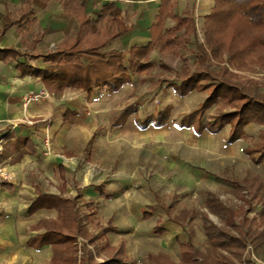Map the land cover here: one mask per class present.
<instances>
[{"label":"crops","instance_id":"obj_1","mask_svg":"<svg viewBox=\"0 0 264 264\" xmlns=\"http://www.w3.org/2000/svg\"><path fill=\"white\" fill-rule=\"evenodd\" d=\"M183 4L185 0H177L175 12L193 19L195 41L174 57L187 67L181 52L188 50L194 56L195 70L198 16L204 36L203 17L211 12L214 0H199L191 11H183ZM159 5L160 0H0V161L11 174V181L0 186V264H68L60 247L63 242L55 235L64 232L75 236L77 264L83 247L91 250L98 264H107V255L118 251L126 264L131 262L126 241L111 242V234L117 233L113 213L129 200L138 181L133 151L145 146L150 130L160 132L168 122L157 118L164 113L158 106L145 115L146 109L134 107L129 99L121 103L122 108L115 101L147 78L134 77L116 93L95 90L88 95L82 89L49 87L22 64L28 61L34 68H44L49 63L42 57L69 51L80 53V60L87 63L95 58L84 52L94 43H105L102 51L109 53L146 46ZM86 18L88 25H81ZM173 23L168 19L165 27ZM122 24L125 32L112 39ZM159 54L151 51L153 66H162ZM222 58V65L230 71L241 69L230 65L225 55ZM170 82L163 80L166 87ZM167 88L177 97L188 96ZM40 92L47 96L23 106L25 95ZM179 124L182 127L181 120ZM149 207L155 208L138 209L143 222L154 214L144 217ZM101 211L111 215L93 232L89 228L93 220L87 213ZM167 223L173 224L166 221L157 226L164 225L167 232ZM157 226L152 228L154 236ZM152 257L163 259L152 261ZM145 258L146 264H176L164 253L147 252Z\"/></svg>","mask_w":264,"mask_h":264},{"label":"rangeland","instance_id":"obj_2","mask_svg":"<svg viewBox=\"0 0 264 264\" xmlns=\"http://www.w3.org/2000/svg\"><path fill=\"white\" fill-rule=\"evenodd\" d=\"M198 3L199 0H185L182 9L191 11ZM198 17L197 43L205 45L202 20ZM192 47L188 46L193 50ZM188 52H181L187 67L174 55L159 54L162 66L157 63L143 76L141 74L139 77L145 76L147 82L140 79L141 84L131 89V93L127 91L115 101L122 108L121 103L129 99L134 107L145 108V115L151 114L152 108L158 106L164 113H158L157 118L166 119L168 123L160 132L150 130L145 146L138 149L139 152L136 148L133 151L138 181L127 197L129 200L121 202L123 206H118L117 212L113 213L112 226H117V233L111 234V242L126 241L127 255L131 258L129 264H146L147 252L164 253L174 263L179 264L181 260L182 264L179 242L194 245L200 264H264V176L262 168L244 152L251 143L250 139L258 140L264 134V126H248L245 133L251 138L233 145L226 143L228 127L219 133L205 132L199 136H194L199 133L196 125L184 131L187 126L183 123L180 129V120L190 115L206 98V93L200 92L177 97L163 84V80H174L176 73L194 69V56ZM211 58L208 65L212 72L220 73L225 69L234 75L232 79L242 88L264 94V66L244 67L234 73L222 65V61ZM218 107L219 104L209 109L200 122L203 124L217 113ZM145 115L141 114V118ZM155 133H158L157 138ZM211 202L230 210L231 222L227 220V212L219 214L213 206L212 210L209 209L207 206ZM146 205L155 206L156 210L143 222L138 209ZM88 214L93 220L89 225L93 232L98 231L101 224H106L111 215L103 211ZM171 219L180 220L181 225L167 223L165 234H152L155 225ZM210 227L216 228L214 233ZM217 231L238 238L244 246L213 249L209 238L211 235L216 240Z\"/></svg>","mask_w":264,"mask_h":264},{"label":"trees","instance_id":"obj_3","mask_svg":"<svg viewBox=\"0 0 264 264\" xmlns=\"http://www.w3.org/2000/svg\"><path fill=\"white\" fill-rule=\"evenodd\" d=\"M177 0H160L158 12L155 16V25L151 27L150 42L143 47H133L126 53L103 52L105 43H94V47L84 52L85 55L94 57L93 61L83 63L78 52H56L42 57L44 68H34L28 61L22 66L35 75L47 86L59 89H82L88 95L95 90L116 93L122 87L129 84L132 78L137 77L153 68L149 62L151 51L176 55L179 49H184L194 39L195 25L189 16L179 17L176 12ZM168 19L174 23L166 28ZM83 21V22H82ZM81 25H88L86 18ZM120 27L112 39L118 38L125 32L124 25ZM183 31L182 34H179ZM203 33L205 45L195 43L198 68L177 74L178 82L171 81L169 87L186 96L192 92L206 93V98L190 115L182 118L181 124L186 126L196 125L197 134L202 132L219 133L228 127V145H233L240 140L249 137L245 129L250 125L264 126V94L255 90L242 88L232 79L234 75L225 69L220 73L212 72L208 65L209 59L226 61L236 68L264 66V0H214L211 12L203 17ZM38 59V58H34ZM217 113L208 117L203 124L200 122L205 113L218 105ZM228 109L223 111L222 109ZM250 145L244 150L247 157L254 164L262 168L264 176V134L258 139H250ZM256 191V190H255ZM256 195V192H254ZM208 204L210 209H217L220 214L228 213L222 204ZM212 210V208H211ZM155 211L154 207L147 208L144 217L150 216ZM171 223L181 225V221L171 219ZM231 222V220H229ZM210 231L216 228L210 227ZM164 225L154 228L155 236L165 233ZM58 242H63L60 247L64 249L65 263L77 264V247L74 245L75 236L64 232L55 234ZM209 235V234H208ZM216 240L210 235V244L213 249H226L232 245L241 247V241L233 236H228L217 231ZM68 244V245H66ZM182 252V264H200L197 250L190 242L180 244ZM109 253L107 264H126L123 261L121 251ZM152 261L162 260L150 258ZM79 264H98L91 250L82 248Z\"/></svg>","mask_w":264,"mask_h":264},{"label":"built area","instance_id":"obj_4","mask_svg":"<svg viewBox=\"0 0 264 264\" xmlns=\"http://www.w3.org/2000/svg\"><path fill=\"white\" fill-rule=\"evenodd\" d=\"M47 94L44 92H40L38 94H28L23 97V106H27L30 103H36L41 98L46 97ZM3 152V141L0 140V156ZM11 181V174L7 171L6 167L3 163L0 161V186L6 183H9Z\"/></svg>","mask_w":264,"mask_h":264}]
</instances>
